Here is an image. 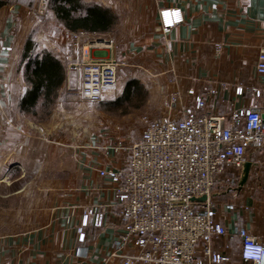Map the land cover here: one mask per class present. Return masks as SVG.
Returning a JSON list of instances; mask_svg holds the SVG:
<instances>
[{"label": "crops", "instance_id": "crops-1", "mask_svg": "<svg viewBox=\"0 0 264 264\" xmlns=\"http://www.w3.org/2000/svg\"><path fill=\"white\" fill-rule=\"evenodd\" d=\"M84 1L117 15L111 30L75 33L50 11L42 21L23 4L0 8V186L9 190L0 208V264H120L109 259L122 231L116 184L100 169L126 168L124 147L140 137L148 121L180 117L205 86H219L218 95L207 98L208 113L250 105L256 89L262 90L257 102L264 109V75L256 68L264 47V0ZM167 6L180 8L183 22L165 33L160 10ZM33 32L38 47L65 65L75 58V41L86 46L96 35L112 41L91 53L122 63L118 83L102 101L92 102L80 93V70L67 68L53 103L41 105L35 116L26 114L20 106L27 88L23 51ZM134 80L142 96L116 104ZM238 84L245 93L235 99ZM119 145L123 148L116 149ZM246 161L252 162L247 182L239 187V178L232 189L218 187L213 194L216 219L234 233L218 243L220 249L231 244L230 264H247L235 235L240 226L264 238V200L253 197L264 190V147ZM17 168L23 177L19 186L14 184L20 177L9 178ZM13 196L22 197L21 206Z\"/></svg>", "mask_w": 264, "mask_h": 264}, {"label": "built area", "instance_id": "built-area-1", "mask_svg": "<svg viewBox=\"0 0 264 264\" xmlns=\"http://www.w3.org/2000/svg\"><path fill=\"white\" fill-rule=\"evenodd\" d=\"M47 6L48 0H40L37 12L44 13ZM160 16L165 33L183 22L176 6L163 7ZM103 43L111 46L112 41L96 38L86 46L75 41V58L67 65L80 70V93L92 102L102 101L118 83L122 65L114 58L93 57L92 49ZM221 48L216 46L218 52ZM256 68L264 75V47L259 49ZM202 91L195 97V106L182 110L180 117L164 115L148 121L140 137L124 147L129 153L126 168L100 169L101 176L116 184L115 204L122 227L110 260L119 259L120 264H230L231 244L220 249L218 243L234 233L216 219L213 194L218 187L233 188L247 155L264 147V109L257 102L262 90H254L250 105L228 114L205 111L207 98L218 95V85L205 86ZM234 92L237 99L245 87L235 85ZM203 196L206 200L199 199ZM101 218L99 214L97 223ZM235 235L242 261L264 264V238L247 226H240Z\"/></svg>", "mask_w": 264, "mask_h": 264}, {"label": "trees", "instance_id": "trees-1", "mask_svg": "<svg viewBox=\"0 0 264 264\" xmlns=\"http://www.w3.org/2000/svg\"><path fill=\"white\" fill-rule=\"evenodd\" d=\"M39 0H0V8L8 3L23 4L36 9ZM47 11L72 32L106 33L117 22V15L109 8L87 4L84 0H48ZM27 88L21 96V110L35 116L42 105L48 108L66 77V65L51 51L40 49L33 35L29 36L23 51ZM142 96L138 81H130L116 104L122 105ZM42 100V102H41ZM236 183L232 187H235ZM232 189V188H231ZM230 189V190H231Z\"/></svg>", "mask_w": 264, "mask_h": 264}, {"label": "rangeland", "instance_id": "rangeland-1", "mask_svg": "<svg viewBox=\"0 0 264 264\" xmlns=\"http://www.w3.org/2000/svg\"><path fill=\"white\" fill-rule=\"evenodd\" d=\"M39 2H40V0L38 1V5H39ZM38 5H37V7H36V9H34V11H35V14H36V17L38 18V19H40V20H42V21H45V18L46 17H49V13H48V11L46 10L44 13H39V12H37V10H38ZM42 10H43V8H41ZM47 20H49V18H47ZM49 22L51 23V24H53L52 23V21H51V19L49 20ZM34 33V32H33ZM32 35H35V33L34 34H32ZM96 37H99V36H92L91 38L92 39H96ZM66 68H68L67 67V65H66ZM146 119H147V116L146 115H144L143 116V121H146ZM139 129V125H135V128L133 129L135 132L137 131ZM263 169H264V167H261V173H263L264 171H263ZM17 170H18V168L16 169V170H14L12 173H11V175H9V178L11 177V178H13V177H20L19 179V181H17L14 185H16V186H19L20 184H21V182H23V177L21 176V175H18V172H17ZM14 172H15V174H14ZM1 178H3V179H5V181L6 180H9L8 178H6V177H1ZM7 192H9V190L7 189V187H5V186H0V208L1 207H3V203H4V198L2 197L3 195H5ZM253 197L254 198H256L257 200H260V201H263L264 200V190H256V191H254V195H253ZM12 201L13 202H15L14 204H16V205H18V206H21L22 205V197H20V198H15V196H13L12 197ZM6 230H7V228H6Z\"/></svg>", "mask_w": 264, "mask_h": 264}, {"label": "water", "instance_id": "water-1", "mask_svg": "<svg viewBox=\"0 0 264 264\" xmlns=\"http://www.w3.org/2000/svg\"><path fill=\"white\" fill-rule=\"evenodd\" d=\"M251 166H252V162L250 161H246L244 163L243 170H242L240 180H239V187H242L247 182L249 178ZM199 199L206 200V196L200 197Z\"/></svg>", "mask_w": 264, "mask_h": 264}]
</instances>
